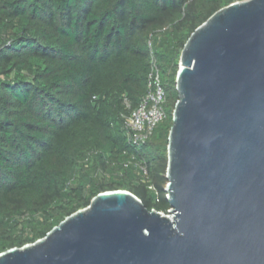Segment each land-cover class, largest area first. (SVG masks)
I'll use <instances>...</instances> for the list:
<instances>
[{
	"label": "trees",
	"instance_id": "16d2710c",
	"mask_svg": "<svg viewBox=\"0 0 264 264\" xmlns=\"http://www.w3.org/2000/svg\"><path fill=\"white\" fill-rule=\"evenodd\" d=\"M240 1L0 0V254L43 239L104 192L168 215L181 51ZM151 53L166 116L135 145L125 122L148 90Z\"/></svg>",
	"mask_w": 264,
	"mask_h": 264
},
{
	"label": "water",
	"instance_id": "95a60500",
	"mask_svg": "<svg viewBox=\"0 0 264 264\" xmlns=\"http://www.w3.org/2000/svg\"><path fill=\"white\" fill-rule=\"evenodd\" d=\"M175 84L168 215L104 192L0 264H264V0L200 25Z\"/></svg>",
	"mask_w": 264,
	"mask_h": 264
},
{
	"label": "built area",
	"instance_id": "2783aa9c",
	"mask_svg": "<svg viewBox=\"0 0 264 264\" xmlns=\"http://www.w3.org/2000/svg\"><path fill=\"white\" fill-rule=\"evenodd\" d=\"M147 87L148 90L137 108L131 110L126 117L125 128L129 132L128 139L135 145L148 140L156 126L166 116V94L162 85L158 63L152 53Z\"/></svg>",
	"mask_w": 264,
	"mask_h": 264
},
{
	"label": "rangeland",
	"instance_id": "374dc122",
	"mask_svg": "<svg viewBox=\"0 0 264 264\" xmlns=\"http://www.w3.org/2000/svg\"><path fill=\"white\" fill-rule=\"evenodd\" d=\"M170 216V215H169Z\"/></svg>",
	"mask_w": 264,
	"mask_h": 264
}]
</instances>
